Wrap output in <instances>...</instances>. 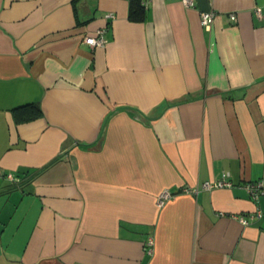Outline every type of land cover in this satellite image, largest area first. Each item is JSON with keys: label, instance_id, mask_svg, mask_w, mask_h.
<instances>
[{"label": "crops", "instance_id": "0c3cea01", "mask_svg": "<svg viewBox=\"0 0 264 264\" xmlns=\"http://www.w3.org/2000/svg\"><path fill=\"white\" fill-rule=\"evenodd\" d=\"M194 2L0 0V264H264V0Z\"/></svg>", "mask_w": 264, "mask_h": 264}, {"label": "built area", "instance_id": "2783aa9c", "mask_svg": "<svg viewBox=\"0 0 264 264\" xmlns=\"http://www.w3.org/2000/svg\"><path fill=\"white\" fill-rule=\"evenodd\" d=\"M184 4L188 7L195 6L194 0H183ZM215 16V12L213 10H205L200 12V23L202 25L209 26L212 23V20ZM108 17H114L113 13L108 14ZM231 20H235V15H230ZM106 31L107 26L103 25L96 28L93 32L85 35L83 37V41L87 43L91 48L95 47H104L107 43L106 39ZM8 177L13 179V177L9 174ZM233 183L230 180L229 176L224 174L221 178L206 180L201 184V187L206 190L214 189V188H223L230 187ZM243 188L246 190L248 195L252 199H257L260 195H264V180L258 179L255 181L246 182L243 184ZM186 191L197 192V188H185ZM172 193L168 190H163L158 198V204H162L164 200L170 198ZM262 216L261 210H255L247 215H239L235 216L240 221L241 224L246 225L253 218H260Z\"/></svg>", "mask_w": 264, "mask_h": 264}, {"label": "trees", "instance_id": "16d2710c", "mask_svg": "<svg viewBox=\"0 0 264 264\" xmlns=\"http://www.w3.org/2000/svg\"><path fill=\"white\" fill-rule=\"evenodd\" d=\"M128 1H129V15H128L129 18L134 21H141L144 18V14L146 10V0H128ZM39 114H40L39 110L36 109L33 113L23 116V119H31L33 117L38 116ZM55 160L56 159L50 162V164L53 163ZM38 171H36V173H38Z\"/></svg>", "mask_w": 264, "mask_h": 264}]
</instances>
